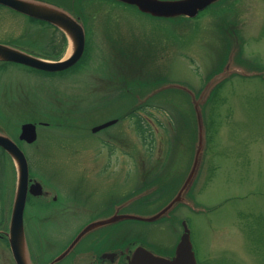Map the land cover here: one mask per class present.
Returning a JSON list of instances; mask_svg holds the SVG:
<instances>
[{
    "label": "rangeland",
    "instance_id": "obj_1",
    "mask_svg": "<svg viewBox=\"0 0 264 264\" xmlns=\"http://www.w3.org/2000/svg\"><path fill=\"white\" fill-rule=\"evenodd\" d=\"M82 2L75 13L87 18V40L74 68L53 73L0 61V126L15 133L24 122L38 124L39 138L26 151L39 178L72 186L106 178L89 165L107 160L109 178L144 180L151 186L141 190L168 202L194 162L200 134L193 105L201 102L203 150L182 195L194 214L199 259L264 264V0H223L227 9L191 20L154 17L117 0ZM50 35V28L0 6L1 44L55 59ZM71 51L68 41L58 57ZM140 105L152 138L124 118ZM114 118L120 119L91 132ZM93 190L97 198L107 191Z\"/></svg>",
    "mask_w": 264,
    "mask_h": 264
},
{
    "label": "flooded vegetation",
    "instance_id": "obj_2",
    "mask_svg": "<svg viewBox=\"0 0 264 264\" xmlns=\"http://www.w3.org/2000/svg\"><path fill=\"white\" fill-rule=\"evenodd\" d=\"M36 1L53 5L77 19L83 26L86 46L87 18L85 20L82 10L79 14L75 13V3L78 2L82 8L84 6L82 0ZM106 1L113 3V0ZM222 1H215L203 11L212 10L215 13L227 9L228 5H225V2ZM234 2L237 3V0H234ZM0 6L17 12L3 4H0ZM221 6L223 8H220ZM203 11L199 12L196 17H199ZM27 17L43 25L46 29H51L48 47L52 51V55L59 58L58 54L60 53H57L56 50L60 47V40L63 37L67 42L64 32L45 20ZM194 18L185 19L191 20ZM74 66L59 71L37 70L53 73L66 72ZM136 113L141 116L139 110ZM130 118H134V126L138 132L136 127L137 117L132 116ZM146 121L151 126L149 119H146ZM34 124L37 137L32 142L20 138L21 125L15 133L11 130L10 132L6 126H0V135L11 138L23 151L28 163L22 228L30 264H129L139 248H143L158 257L173 259L176 256L179 243L185 237L186 229H188V239L191 242L195 264H201L194 241L195 238L192 237L191 217L194 214L188 212L187 202L175 204L165 214L151 221L123 217L124 215L152 216L167 205L171 198L167 202L163 201L164 197L155 196L153 194L155 191L151 192L152 194H147L151 190H141V187L151 185L138 178H109L107 171L110 163L107 160L104 163H91L89 165L92 166L91 174H102V177L106 178L84 182L75 181L74 186L67 185L70 181H67L65 185H61L54 179L39 178L37 172L31 167L26 151V146H31L39 138V126L37 123ZM107 150V155H112V148ZM147 150L148 152L153 151L152 148H147ZM17 177L18 170L13 157L0 145V264H17L9 236L18 191ZM35 183H40L41 189L33 187ZM77 187L88 188V191H85L84 195H80L79 193L83 189L79 190ZM95 187H105L107 189L106 194L97 198L96 195L92 194ZM77 212L81 214V219L78 222L75 218ZM111 218L112 221L104 224L91 225L97 221ZM142 260L141 264L149 262Z\"/></svg>",
    "mask_w": 264,
    "mask_h": 264
},
{
    "label": "water",
    "instance_id": "obj_3",
    "mask_svg": "<svg viewBox=\"0 0 264 264\" xmlns=\"http://www.w3.org/2000/svg\"><path fill=\"white\" fill-rule=\"evenodd\" d=\"M123 3L136 6L141 12L149 13L157 17H175V16H187L194 17L199 11L203 10L208 5L214 3L217 0H119ZM0 4L8 6L22 14L28 15L33 18L45 20L59 29H61L68 37L71 42L72 51L70 55L66 56L57 61H49L34 55H31L23 50L16 47L1 44L0 43V61H10L15 63H20L33 67L36 69L47 70V71H59L64 70L73 64H75L84 52L85 47V34L82 25L75 19L72 15L63 11L53 5L39 2L36 0H0ZM225 69V68H224ZM238 68H236L237 71ZM231 71L230 68H226L217 74H215L207 83V90L209 86L217 81L219 83L221 77ZM216 83V84H217ZM215 84V85H216ZM212 89V88H211ZM203 91V93H204ZM211 91V90H210ZM200 102H194L195 108L197 110L198 124H199V142L195 153V158L189 175L180 188L176 196L171 199V201L165 205L158 213L149 217H140L135 215H124L127 218H136L146 221L155 220L159 218L167 211L172 209V207L179 202H188L182 195L186 192L190 186L194 173L198 169V164L200 161V156L203 146V127L201 123L200 114L198 111V104ZM118 119L114 118L103 122L101 124L95 125L91 128L92 133H96L114 123ZM21 139H25L27 142H32L36 139V126L31 122L22 124L21 126ZM0 145L8 151V153L13 157L17 170H18V191L16 193V199L13 209L12 225L11 231L9 233L13 255L16 259L17 264H30L29 256L27 254V249L25 247L24 234L22 228V211L26 198L27 191V180H28V164L23 151L18 147V145L9 137L0 135ZM33 187L41 189L40 183L33 184ZM39 193V192H36ZM113 219H106L92 223L91 225L104 224ZM90 226V225H89ZM185 231V237L179 243L176 251V256L173 259H166L158 257L153 253L139 248L136 250V255L134 259L130 260L129 264H141L144 260L149 261L147 264H195V259L193 252L191 251V243L188 239V229ZM187 235V237H186Z\"/></svg>",
    "mask_w": 264,
    "mask_h": 264
},
{
    "label": "trees",
    "instance_id": "obj_4",
    "mask_svg": "<svg viewBox=\"0 0 264 264\" xmlns=\"http://www.w3.org/2000/svg\"><path fill=\"white\" fill-rule=\"evenodd\" d=\"M64 44H65V39L62 37V39L60 40V44H59L60 47L56 50L57 53L61 54ZM210 99H211V97H210ZM141 109H143V106H141V105L139 106V108H138V106H137V108L134 107L131 111H129L126 114V116L127 117H132V116L137 117L136 127L138 129V132L143 136V138H145V136H147V138H152V136H151L152 131H151L150 126L148 125V122L145 121L141 116H138L136 113L137 110L140 111ZM142 140L144 141V139H142Z\"/></svg>",
    "mask_w": 264,
    "mask_h": 264
}]
</instances>
